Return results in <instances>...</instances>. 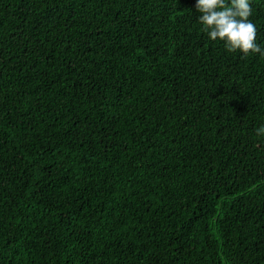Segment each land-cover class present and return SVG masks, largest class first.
I'll return each instance as SVG.
<instances>
[{
	"label": "trees",
	"instance_id": "trees-1",
	"mask_svg": "<svg viewBox=\"0 0 264 264\" xmlns=\"http://www.w3.org/2000/svg\"><path fill=\"white\" fill-rule=\"evenodd\" d=\"M195 5L0 0V264H264V57Z\"/></svg>",
	"mask_w": 264,
	"mask_h": 264
},
{
	"label": "clouds",
	"instance_id": "clouds-1",
	"mask_svg": "<svg viewBox=\"0 0 264 264\" xmlns=\"http://www.w3.org/2000/svg\"><path fill=\"white\" fill-rule=\"evenodd\" d=\"M195 7L201 30L209 40L223 42L230 53L264 57V49L256 42L257 28L249 19L253 11L250 0H196ZM256 134L264 136V125Z\"/></svg>",
	"mask_w": 264,
	"mask_h": 264
}]
</instances>
